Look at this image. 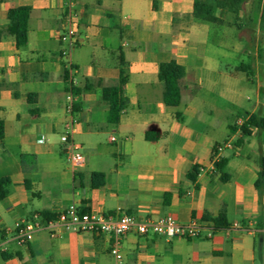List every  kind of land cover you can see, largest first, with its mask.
Masks as SVG:
<instances>
[{
    "label": "crops",
    "instance_id": "0c3cea01",
    "mask_svg": "<svg viewBox=\"0 0 264 264\" xmlns=\"http://www.w3.org/2000/svg\"><path fill=\"white\" fill-rule=\"evenodd\" d=\"M70 1L75 35L64 40ZM194 1L0 0V178L12 182L0 201V264H115L109 234L56 225L20 245L4 233L34 215L58 218L72 204L139 220L172 215L197 228L196 238L132 232L121 240L122 264H264V188L256 189L264 128L235 145L241 127L264 116L261 12L248 0L239 15L218 11L215 24L192 17ZM23 7L32 13L28 43L18 48L9 12ZM171 61L186 70L178 107L165 104L159 79ZM122 69L129 104L114 125L102 91L120 85ZM70 102L83 165L61 140ZM225 143L232 148L217 163L227 161L228 182L213 159ZM94 173L105 175L104 186L93 188ZM222 214L229 227L215 230L211 219Z\"/></svg>",
    "mask_w": 264,
    "mask_h": 264
},
{
    "label": "trees",
    "instance_id": "16d2710c",
    "mask_svg": "<svg viewBox=\"0 0 264 264\" xmlns=\"http://www.w3.org/2000/svg\"><path fill=\"white\" fill-rule=\"evenodd\" d=\"M248 0H195L194 10L192 17L198 21L209 22L218 24L221 21L217 18L216 14L218 11L222 13H231L239 15L243 11L245 4ZM258 4L256 7L257 11L261 12V31L264 33V7L261 4L263 0H257ZM32 9L29 7H23L18 9L10 10L9 21L11 34L15 37L16 45L18 48H23L28 43V23ZM264 54V48L261 49V55ZM124 66V62H123ZM186 75V70L183 66L179 65L176 61L164 63L159 69V79L164 85V102L169 107H178L181 103V90L179 88V81ZM66 82L69 84V90L75 94H79L80 90L70 85L68 76H65ZM128 79L124 69L121 70L120 85L115 88H105L102 91V98L109 106V122L117 125L121 121L123 113L128 107V99L125 96V86L127 85ZM264 128V116H253L250 120L241 127V138L235 143L237 147H240L245 139L249 138L253 134L254 129ZM5 138V123L0 119V140L3 141ZM227 161L222 160L216 164L217 169L222 174V181L228 182L230 177L227 174L222 173ZM201 172V168L198 166L193 167L187 178L191 182H196L198 175ZM105 184V175L101 173H94L92 175V186L93 188H100ZM12 182L10 178H0V201L5 200L11 192ZM27 187L30 189V185L27 183ZM264 188V159L261 161V171L259 173L256 189L261 195ZM170 195H167V202ZM43 220L52 221L56 220V216L48 214H42ZM208 218V217H207ZM214 223L215 230H222L229 227L225 215L222 214L217 219H211ZM12 255L5 256V258L11 257Z\"/></svg>",
    "mask_w": 264,
    "mask_h": 264
},
{
    "label": "built area",
    "instance_id": "2783aa9c",
    "mask_svg": "<svg viewBox=\"0 0 264 264\" xmlns=\"http://www.w3.org/2000/svg\"><path fill=\"white\" fill-rule=\"evenodd\" d=\"M68 10L70 29L68 35L64 36V40L72 38L75 35V29L72 26L76 23L77 14L71 1L69 2ZM66 112L71 119L70 132L62 136L61 140L69 147L71 161L76 165H83L85 159L80 152L81 147L72 138L74 127L77 123L73 117L74 106L72 102L67 106ZM226 148H232V144L225 143L215 148L213 155L215 163L218 162L219 155ZM56 225H61L66 230L78 233H104L112 235L114 237V244L111 252L116 260L115 264H122L121 240L132 232H136L141 236L157 235L166 237L167 239L178 237L196 238L198 236L197 228L194 225H181L172 215L159 219L148 218L146 220H139L132 215L120 212V210L116 216L103 215L96 212H82L76 204L70 205L54 221H49L45 224L40 215H34L31 219L15 223L12 229H6L4 233L11 235L12 239L18 244L26 245L36 233L47 227L52 228Z\"/></svg>",
    "mask_w": 264,
    "mask_h": 264
},
{
    "label": "rangeland",
    "instance_id": "374dc122",
    "mask_svg": "<svg viewBox=\"0 0 264 264\" xmlns=\"http://www.w3.org/2000/svg\"><path fill=\"white\" fill-rule=\"evenodd\" d=\"M60 138V137H59Z\"/></svg>",
    "mask_w": 264,
    "mask_h": 264
}]
</instances>
